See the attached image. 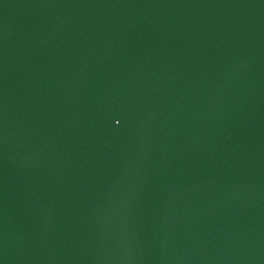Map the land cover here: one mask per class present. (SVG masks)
<instances>
[{
    "label": "water",
    "instance_id": "1",
    "mask_svg": "<svg viewBox=\"0 0 264 264\" xmlns=\"http://www.w3.org/2000/svg\"><path fill=\"white\" fill-rule=\"evenodd\" d=\"M0 264H264V0H0Z\"/></svg>",
    "mask_w": 264,
    "mask_h": 264
}]
</instances>
